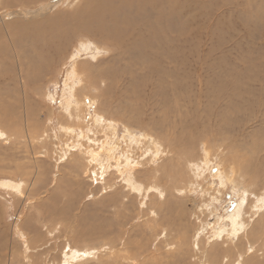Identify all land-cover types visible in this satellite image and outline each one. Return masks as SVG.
<instances>
[{"label":"rangeland","instance_id":"obj_1","mask_svg":"<svg viewBox=\"0 0 264 264\" xmlns=\"http://www.w3.org/2000/svg\"><path fill=\"white\" fill-rule=\"evenodd\" d=\"M75 1L21 12L0 0V14L27 27L72 12ZM174 1L186 6L175 16V60L165 54L153 70L104 63L100 41L76 38L23 94L0 35V264H29L31 255L41 264H264V0ZM82 62L96 67L89 78L103 79L99 88L84 89L74 68ZM103 66L111 79L97 74ZM232 217L243 225L237 235Z\"/></svg>","mask_w":264,"mask_h":264},{"label":"bare ground","instance_id":"obj_2","mask_svg":"<svg viewBox=\"0 0 264 264\" xmlns=\"http://www.w3.org/2000/svg\"><path fill=\"white\" fill-rule=\"evenodd\" d=\"M1 1H2V4H4L6 7H9V6L10 7H13V6L17 7L18 6V8H20L19 10L21 12H23L25 9H27L30 6H33L32 8H34V7H36L38 5H41V4H44L45 2H48L50 0H1ZM198 1L204 3V0H198ZM75 2H74L75 3V7H74L72 12H63V13H55V12H53L51 15L45 17V19L42 20V22L28 23L29 25L27 27L21 25L17 21L11 22V23H9L10 26H7L6 25L7 23L5 21L9 20L10 15L9 16L8 15L3 16V14H0V24H3L6 28L7 27L11 28L10 30H6L3 34L0 32V35L1 36L3 35L4 38L6 40H8L9 44L10 43L12 44L10 46V48H12L13 57L15 58V64L17 65V68H18V71H19L17 80H18V82L20 81L19 83H21V89L19 90V91H21V93L28 94L29 90L31 89V87L29 86V83H33L34 81H38L39 82V81H41L43 79L46 80V76H47V74L50 73V69L52 67H55L56 64L61 63V57H63V54L61 55V53H63L64 51H67V48L71 47L70 45L75 41L76 38H78L76 41H79V42H81V40H93V41H97V42L100 41L99 43L96 42L97 43V48L100 46L98 49H100V51H102V52H106L107 53V55H106L107 58H105L107 60L104 63L108 62L109 59H111V60L115 59L117 61V63H119V64H120V62H126L125 63L126 66L125 67H123L121 65L122 69H124L125 71L129 70V69L130 70H133V69L136 70L137 68H139V70H146V69L153 70V68H155L157 66V64L159 63V61L161 60V58L165 54L171 55L170 56L171 59L175 58L174 54H173V51H175V37L173 36L174 35L173 31L177 27V23H176L177 22V18L175 16L178 15V14L180 15L181 11H184V9L186 7V6L184 7L181 3H177L174 0H77ZM195 2H196V0H195ZM19 5H21L23 7H21ZM32 10H34V9H32ZM18 28H20V30L16 34ZM4 34H6V37H5ZM15 36H16V38H15L16 41L14 40ZM15 43H17V45H19L20 48L18 47V49H17ZM81 43H83V42H81ZM86 52H87V49H86ZM2 53H3V51L0 48V56H2ZM25 54L27 55V57H29L27 63L24 61L25 60ZM63 58L65 59V56ZM71 58H69V56H67L66 59L68 61V59H71ZM103 58L104 57H102L100 59L103 60ZM100 59L97 61L96 65H95L96 67H99L98 65H100V64H104V63L98 64ZM2 60H3V58L1 59V57H0V63H2ZM171 62H172V60L168 61V64H171ZM62 63H63V61H62ZM26 64H27V66H29L28 70L24 68L26 66ZM39 65H43L44 66L43 69H42V70H44V72H42L38 68ZM95 66H91L90 63H88V62H82V63H76V66L74 67L75 71H76V74H79L80 76H83L84 78H87V84L84 85V89H87V91H91L93 89V87H98L99 88L100 84L104 83L103 79H101L102 81L100 80V82H95V81H92L89 78V74L92 73L93 69L97 70V69H95L96 68ZM47 68H48V70L46 71ZM107 70H108L107 67L106 68L105 67L104 68L100 67V70H98L97 74H99V76L105 77L104 79H106V78H107V80L111 79L114 75L112 73H110L109 71H107ZM23 71H24V74H22ZM3 72H4V70H3ZM106 74H108V75L106 76ZM49 76L50 75H48V77ZM74 77L76 78V76H74ZM77 77H78V75H77ZM75 78L74 79H69V80L67 79L66 84H65L64 98L63 99H65V97H68L67 100H66V101H68V103H73L72 97H74V95L77 93V92L74 93V91H75L74 85L76 86V82H74V80L76 81ZM80 78H82V77H80ZM78 81L82 82L80 79H78ZM80 82H79V85L81 86ZM175 84H176L175 82H173V84H172L174 89L176 87ZM26 86H29V87H26ZM78 88H80V87L78 86L76 88V91H77ZM103 93H104V91L102 92V94ZM77 95H78V93H77ZM101 97H103V96H101ZM66 105H68V104H66ZM70 106H72V104L68 105L67 108L70 107ZM73 106H75V105H73ZM15 120H17V119H15ZM96 120H97V118H96ZM66 128H68V127H66ZM71 128H73L72 125H71ZM0 130H1L0 131V137H1V136H3V134L1 133L3 128L1 126H0ZM62 131L65 132V129H63ZM27 132H30V131H27ZM71 133H73V131ZM6 134H7V132H6ZM70 136H71V134H70ZM7 138H8V136H7ZM133 141H134V139H133ZM134 142H133V144H135ZM104 143L105 142H103L102 144H104ZM136 144H137V142H136ZM144 144H146V143L144 142ZM108 150L109 149H107L106 151H108ZM109 153H111V152H109ZM87 156L89 158L88 160H91V161H93L96 164H97V162L102 160L100 155H99V150L98 151L89 150L88 153H87ZM206 157H205V159H206ZM102 158H103V156H102ZM85 159H86V157H85ZM109 160H110V158H109ZM124 161L127 162V164H128V162H130L129 159H125ZM91 164L93 165V163H91ZM102 164H104V163L102 162ZM102 164L100 165L101 169H103V167H104ZM130 164H131V162H130ZM185 165H186V163H185ZM189 165H191V164H189ZM122 168L123 167H120V168L117 169L119 174L121 173L120 171H122ZM176 168H174V170H176ZM174 173H175V171H174ZM253 173H254V171H253ZM172 175L174 177V174H172ZM124 176H126V175L124 174ZM178 178H180V177H178ZM135 182H136V180H135ZM128 183H130L128 186H130L131 188H134L133 191L134 190L138 191V188H137L138 184H134L130 180H128ZM1 184L4 186V182L1 183ZM5 184H6V182H5ZM7 187L8 188L12 187L11 189L15 190L16 192H19V189H20V186L18 184H16V183H14V184H10L9 183L7 185ZM143 192L146 193L147 191H143ZM156 195H159V194H156ZM143 197H144V195H143ZM258 205H259V203H258ZM232 221H233V229L232 230L237 235L238 233L241 232L240 230L242 229L241 228L242 223H240L241 225L239 224V222H238L239 219H237V217L233 218ZM260 222H257V224H259ZM246 226H247V224H246ZM242 227H243V225H242ZM255 228H253V229H255ZM260 232H261V230H260ZM240 238H241V236H240ZM261 238H263V237H261ZM259 240H261V239L259 238ZM237 243L239 245V242H237ZM263 243L261 242V244H263ZM245 245H246V242H245ZM222 247H219V248H222ZM237 247H235V248H237ZM169 248H171V247H169ZM28 249H30V248L28 247ZM33 249H34V247H33ZM32 250H30V251L32 252ZM234 250H237V249H234ZM255 250H258V249H255ZM258 251H260V250H258ZM23 252L26 253L27 250L25 249V251H23ZM71 252L72 251L69 252L68 258H75L76 257L75 254H73ZM241 252H243V251H241ZM252 252H254V251H252ZM245 253H247V252H245ZM45 254L46 253H43L41 256H43ZM258 254H260V253H258ZM47 255L48 254H46L45 256H47ZM91 255L92 254L89 252V250H87V253L85 255H83V256L84 257H89ZM15 256H18V255H15ZM31 256H35V255H31ZM31 256H30V258H31ZM247 256H249V255H247ZM38 257H39V255H38ZM12 258H13V256H12ZM22 258H23V255H22ZM30 258L28 256L27 260L30 262L29 264H31V262L33 261L32 258H31V260H30ZM36 258H35V261H36ZM53 258H55V257H53ZM256 258H258L257 255H256ZM55 259H56V261L58 260L57 258H55ZM16 260L17 259H15V261ZM27 260L25 259V262ZM44 260H45V257H44ZM221 260H223V259H221ZM249 260L246 259L243 264H257V263H254L252 261H249ZM160 261H162V260H160ZM247 261H249V262H247ZM25 262H23V263H25ZM37 262L33 261L34 264L37 263ZM101 262L103 264V261H101ZM199 263H201V262H199ZM38 264H41V263L38 262ZM212 264H219V262H216V263L214 262Z\"/></svg>","mask_w":264,"mask_h":264}]
</instances>
